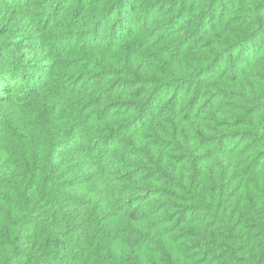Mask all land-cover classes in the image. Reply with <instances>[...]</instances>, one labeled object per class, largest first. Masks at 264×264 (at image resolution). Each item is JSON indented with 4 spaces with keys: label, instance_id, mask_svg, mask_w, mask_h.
Returning <instances> with one entry per match:
<instances>
[{
    "label": "trees",
    "instance_id": "trees-1",
    "mask_svg": "<svg viewBox=\"0 0 264 264\" xmlns=\"http://www.w3.org/2000/svg\"><path fill=\"white\" fill-rule=\"evenodd\" d=\"M0 264H264V0H0Z\"/></svg>",
    "mask_w": 264,
    "mask_h": 264
}]
</instances>
